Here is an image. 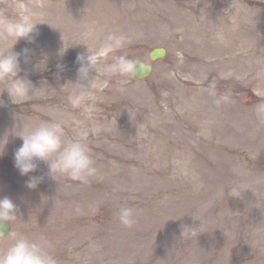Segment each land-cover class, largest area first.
<instances>
[{"label":"rangeland","instance_id":"obj_1","mask_svg":"<svg viewBox=\"0 0 264 264\" xmlns=\"http://www.w3.org/2000/svg\"><path fill=\"white\" fill-rule=\"evenodd\" d=\"M0 21V264H264V0H0Z\"/></svg>","mask_w":264,"mask_h":264},{"label":"water","instance_id":"obj_2","mask_svg":"<svg viewBox=\"0 0 264 264\" xmlns=\"http://www.w3.org/2000/svg\"><path fill=\"white\" fill-rule=\"evenodd\" d=\"M166 49L163 47H156L150 52V59L155 61L163 58L166 55ZM152 72V65L145 63L144 61H137L134 65V73L138 79L149 76ZM10 226L0 219V238L5 236L10 231Z\"/></svg>","mask_w":264,"mask_h":264},{"label":"bare ground","instance_id":"obj_3","mask_svg":"<svg viewBox=\"0 0 264 264\" xmlns=\"http://www.w3.org/2000/svg\"><path fill=\"white\" fill-rule=\"evenodd\" d=\"M42 8L43 7H41V9ZM16 26H17L16 22H12V21L1 22L0 21V40L1 42L5 43V41H9L10 38H12V36L16 34V31L18 32V30L16 29Z\"/></svg>","mask_w":264,"mask_h":264}]
</instances>
